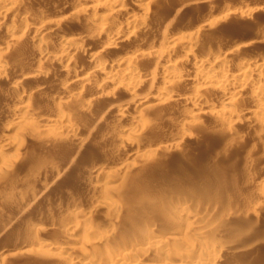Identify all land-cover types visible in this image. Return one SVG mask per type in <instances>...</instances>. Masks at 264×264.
Masks as SVG:
<instances>
[{"label":"rangeland","instance_id":"374dc122","mask_svg":"<svg viewBox=\"0 0 264 264\" xmlns=\"http://www.w3.org/2000/svg\"><path fill=\"white\" fill-rule=\"evenodd\" d=\"M85 1L88 2V0H84V2ZM75 2L76 0H22L21 2L19 0V3L27 8L24 7L22 10L21 8L23 7L19 4L20 12L22 14L20 12L13 14L15 17L12 14H9V16H7L8 19H4L0 25V43H4L3 39L6 33L5 30L12 25L11 22L13 19L17 20V14L20 15L21 18H24V13L28 16L31 13V15H36L44 11L46 14L52 16L51 19L55 16L56 20H61L60 28H58L61 35L63 34V36L65 35L66 37H73L84 33L83 35L89 39V41L88 39L86 40L83 47V49L85 48L84 53L86 56H84V53L72 54V56H74L72 58L74 62L72 61L70 73H77L79 68L81 69V67H85L86 64L88 66V63H86L88 61L84 59H87V56L90 53L100 51L101 48L98 47L102 44H100V40L97 38V40L95 38L94 40L93 34L88 30L90 23H93V25L95 23L98 24L101 22V19H93L84 14H81L82 17H80L79 13L78 16L75 15L76 13L71 14L65 12L66 10L70 12L69 9L72 8V5ZM92 2L96 5L98 4V2L96 3L94 0H91L90 4ZM137 2L138 0H126L122 8L125 11L127 10L126 12L139 13V15H142L143 13L140 12L141 10L139 11L136 7ZM94 3L92 5H95ZM63 8L66 9L64 10ZM101 8L99 9V13H103V15L109 14L108 11H104V7ZM149 10L150 12L148 11L145 17H147L148 33H152V35H159L158 37H161L163 31L170 26L172 28L175 27L177 31L185 30V32H196L197 44L195 46L196 48L193 50L198 58L199 56L205 57L207 54L213 56L217 53L216 51H220V49V53H223L224 50L222 49L226 50V48L228 49L230 46H242L241 49H238V53L235 55L236 60L233 59L234 62H237V59L242 61L247 60V58L253 59V57L254 59H259V57H261L260 59H262V57L264 58V0H151ZM223 10H227V14H225ZM22 11L25 12L23 13ZM148 13L150 14L148 15ZM68 14L71 15L69 16ZM11 18L12 20L9 21ZM17 18L19 20L20 17L17 16ZM195 29L197 31H195ZM56 33H58V31ZM56 33L50 31L49 36L47 34L49 41H56L58 38L60 39V35L58 36ZM131 39L128 40L129 42L120 45L118 49H109L106 51L107 55L105 54V56L109 58L108 60H112V65H114L115 62L119 63L123 59L131 58V52H134V50L136 51L143 46L141 44H145L142 42L139 44L140 40L137 37ZM239 41H241V43L243 41V44ZM29 43L30 42L27 40H22L20 43L12 45L9 49L10 52L7 53L9 55L7 56L6 54L5 56L7 57L1 56L0 58L2 60L1 62H6L8 67V71L6 72V75L3 76V79L0 77V134L2 133V136L0 135V145L4 143L1 142L3 141V129L10 125L9 123H12V120L20 118L19 113L15 112V109H17L21 105L20 103H23L24 100L27 101L28 97H30L29 107H31L30 110L33 112V116L28 117L30 123L33 125L37 123V125L39 124L43 126L45 125L46 119L56 117L59 115V112L64 111L63 113L69 116L72 124L75 125L77 132L75 135L69 134L68 136L70 137H68L67 133L65 132V134L63 130H60L59 132H49L45 135H40V133L39 135L38 133L34 134L31 130H26L27 132H19L17 129H12L9 132L13 137L20 133V136L18 135L19 138L16 137L18 139L23 136L22 138L25 142L24 146L26 147L25 153L29 158L23 156L26 159L23 158V165L14 166L11 169L10 175L4 178L6 181L3 179L5 182H0V194L2 193L0 195V264H70L67 259L60 262V260H64V255L60 256L61 258L58 256V260H56V256H53L54 259H52V255L50 256L45 253H31L29 255L19 253L20 251L17 250L18 247L20 248L21 246L19 243H22L21 241H23V243L26 242L25 239L28 238V235L35 232L29 223L31 222L32 224L34 221L38 223L40 222L41 229L42 231L45 229V232L39 231L41 236L39 234H37L39 236H35V234L32 236L33 238H48L47 241H51L50 243H53L52 245L57 244L56 241L58 242L57 245H64L66 243L65 245L67 246V244L70 243L69 245H72L76 250H79L82 247L85 248V250L87 249L91 256H96L99 253V249L92 243L93 237L89 235H87L89 237H85V234L82 231H77L71 235V241L67 239L70 241L69 242L66 238L61 239L59 234L62 235L61 232L63 231L61 230H64V224L69 223L66 218L65 209L67 206H73L72 204L76 202V199L78 204L81 205V209L84 207V209H82L83 212L90 214L92 217L95 216V219L92 217V219H90V222L91 220L94 222V226L90 223L91 226L95 228L99 227L98 229H100L102 227L104 228V224H110L107 218V220H104L105 218L103 216L105 211L101 212L99 208L95 209L93 206L95 203L94 201L102 196H108L102 189V185L107 178L106 175H101L97 180L95 177V174H97L96 166L99 162H103L104 160L107 163H111L112 168H110V170L114 173V176H120L119 178L121 179L118 178L120 183L121 181H125L121 185L119 181H117L115 184L119 185V189L116 187L115 191L110 193V198L115 202L117 201L120 204V207L123 208H121L122 212L125 210H136V212L140 214L137 219H141V216L148 215L149 210L152 209L151 201L154 202L158 197L171 198L177 193H184L192 199L195 208L197 207L196 209L200 212L199 214L203 217H207V219L212 222H209L210 225H216L218 223L217 227L221 225L220 228L216 227L219 229V232L216 229L215 233L217 232L218 234L214 233L213 235L217 241L220 240V242L222 241L225 243V246L227 245L220 253L221 255H219V264H264L263 133L261 134L259 132L260 134H257L256 131L258 129L255 126H252L248 121L244 120L236 125L234 133H228V131H224L225 129L221 124L218 125V120L215 117L211 118L212 115L209 114H204L205 116L202 115L193 126L190 125L189 127L183 128L177 124V122L182 119L181 117L183 115L187 116L185 113L187 110L185 109H188L189 111L190 107H187V102L178 100L169 102L166 105H159L162 109L157 105V107H153L155 106L153 105V108L147 110V119L144 121L145 123H143V131L137 136V139L134 141L135 143L133 142V147H135L133 150L136 152H139L141 148L151 147L155 148L157 153L144 163L139 159L125 160L126 156L131 154V151L133 153V150L130 147V149L127 147H124L123 149V145L116 140V136L114 135L118 134L121 126L124 127V125L126 126L129 124L136 125L137 122H139L132 114L134 109L131 110L132 113L123 112V115H120L119 110L117 111L118 107L120 109L118 103L127 100V95L125 96V94H123L126 92L124 91L125 89L120 87L116 88V91L109 87H105L106 89H104V87L100 89L97 85L98 82L94 84L92 83L93 85L88 84L80 87L81 89H77V91L81 92L83 98L78 99L75 102L74 99H72L73 102L72 100H68L65 102L68 103V105L66 104V106H62L63 110L61 109V111H59L61 107L58 106L57 101H55L56 103L53 101L56 100L57 97L60 98L64 95L62 94L63 90V92H66L63 88H68L70 75H66L64 72L60 71V66L58 67L56 64V66H52L53 64L51 62H48L47 65L46 62L45 67L48 66V68H44V71H47L45 72L46 74L41 78L39 77L33 82H30V84L29 82L26 83L22 92H19L21 90L11 86V84L14 85L13 77L17 75L15 73L33 70L34 60V69L36 68L38 57L33 53V44ZM149 43H146L147 46L145 47L144 45V47H149ZM244 44L245 46H243ZM95 48H98L99 50ZM21 49L22 51L27 49V51L22 52L20 51ZM109 52L110 54H108ZM179 53L180 52L177 54L179 55ZM180 55L183 56V53ZM180 55L178 56L179 58L181 57ZM221 56L223 55L221 54ZM179 58V61L181 59L183 60V57ZM151 61L152 60L146 58L142 60L139 59L135 63L139 62L140 65L136 64L138 66L137 68L139 71L142 70L143 72L146 71L145 68H152ZM186 61L187 60H183V67H181V69L195 70L193 67L194 64H190L193 62ZM233 61L231 62L232 64L229 65L232 68L235 66V63L233 66ZM50 63L52 64L51 66ZM118 63L114 66H118ZM147 63L149 64L147 65ZM194 70L182 71L192 73ZM97 79L98 77L96 78V81ZM10 80L13 81L11 84ZM150 85L151 84L147 85L146 83L141 86L138 97H136L137 100H135L136 104L138 101L140 102V100H143L141 99L142 94L146 95L154 90L155 86H151L153 89H150ZM189 85L192 86L193 84L183 82L182 85L180 84L178 87L182 97L190 91L191 87ZM15 89L18 90V92ZM111 89L114 91H111ZM99 90H101V93ZM147 91L148 93H146ZM213 91L214 92L206 91L204 92L205 94L203 93V96L209 103H218L221 98H218L220 96H216L217 92L215 93V90ZM111 95L113 96V99H110V97H112ZM20 96L22 100L19 98ZM52 97L54 98L53 100L51 99ZM247 99L249 98H243V101L240 99L241 101L239 100V102L241 104L238 105L241 107H247L252 104L250 99ZM15 105H17V108H15ZM120 110L122 112V109ZM44 117L45 121L43 123ZM37 120L41 123H38ZM58 136L61 138V141ZM163 146L166 148H163ZM125 148H127L128 152ZM29 151L36 153H32L31 155V152ZM33 155H36V158H34ZM37 156H39V158ZM30 157L33 158L31 159ZM37 158L40 159L39 162L41 161L42 166V169L39 167L40 171H42V174L39 172L40 175L38 173L36 175V173L28 170L27 163H29V160L34 161V159H36L35 162H37ZM46 163L49 164L47 165ZM127 163H131L128 168L125 165ZM55 172L60 174V179L53 182L51 181L52 173ZM118 172L121 174H118ZM115 173L117 175H115ZM250 177H252V179ZM43 182L45 186L47 185L46 187L43 185ZM91 182L93 184H91ZM89 183L92 186L89 185ZM45 188L50 190L49 197L47 195H39ZM24 190H26V192ZM103 194H105V196ZM32 196H35L34 199ZM29 197L32 198L29 200ZM21 198H25V200L28 199L32 204H26V202L23 203ZM70 198L75 200H72L71 202L69 201ZM36 199L38 201H36ZM20 202L21 204H19ZM29 205L32 207H29ZM163 211L164 210L159 209L157 211L158 213L155 212V214H158L155 215V220H161ZM12 216H14L15 219L17 218V221L14 219V222V217ZM65 221L67 222L65 223ZM106 221H108V223H105ZM213 221L217 223L214 224ZM122 223L125 225V221ZM108 225L105 227L108 228L110 226ZM30 229L33 231L30 232ZM19 235H26V237L24 236V240L18 242L17 237ZM77 236L80 237H78V239L73 238H77ZM83 236L86 238H84V241L83 238L82 240L80 239ZM32 237L29 236L27 241L33 239ZM72 239H74V241H72ZM75 240L77 241L75 242ZM83 242L86 247H83V244H81ZM16 243L19 244L18 247H16ZM6 250L11 251V253L13 252V255L10 259L2 261L1 254Z\"/></svg>","mask_w":264,"mask_h":264},{"label":"bare ground","instance_id":"6f19581e","mask_svg":"<svg viewBox=\"0 0 264 264\" xmlns=\"http://www.w3.org/2000/svg\"><path fill=\"white\" fill-rule=\"evenodd\" d=\"M21 1L22 0H20V2ZM94 1L96 3L98 2V4L96 5L94 2L90 4L91 0L90 1L88 0L89 4L87 1H85L87 2L85 3L84 0L83 1L76 0V2L72 5V8L69 9L70 12H68V10L65 11L66 13H71V14L76 13L75 15H78L79 13L80 17H82L81 14H84L93 19H99V20L101 19V22L98 24L95 23L96 20L94 22L95 23L94 25L93 23L92 24L90 23L89 29H88L89 32L93 34V39L97 38L98 40H100V44L102 45L99 46L98 48H101V49L98 52L90 53L87 56V59L86 58L84 59L88 61L86 62L88 63V66L86 64V66L84 65L85 67H81V69L79 68L77 73L74 70H72L75 72V74H72L73 73L72 71H71L72 73H70V69L72 68L71 66H72V61H73L72 58L74 57L72 56V54L74 53L75 55V53L76 54L84 53L85 48L83 49V47L85 45L86 40L88 39L85 35H83L84 33L82 35L80 34L75 35L73 37L72 36L66 37L65 35L63 36V34L61 35V33L58 30V28H60L61 20H58V19L56 20L55 16L53 17L54 20L51 19L52 16L49 14H46V12L44 11H43L44 13L40 12V14H36V15H31L32 14L31 13L32 11H31L30 12L31 14H29L30 16L29 15L27 16L24 13L25 11H22L24 13L23 15H25L24 18H21V16L18 14L16 15L17 20L13 19L12 21L13 23L11 22L12 25L7 30H5L6 38L4 37L3 39L4 43L3 42L0 43L2 44L0 45V58L1 56L3 57L8 52H10L9 49L12 45L16 43H20V41L22 40H25V41L27 40L28 42L33 44V48H32V50L34 51L33 53H35L38 58L36 61L35 69H34V66H35V62H34L35 60H34L33 70H30L28 72L23 71L22 73L20 72L15 73L17 75H15L16 77L15 76L13 77L14 82L10 80V84L12 82L14 84V85L11 84L12 87L14 86L18 90H21L19 92H22V90L24 89V85L26 83L29 82L30 84V82H33L37 78L39 77L41 78L42 76L46 74L45 72L47 71H44L45 70L44 68H48V66L45 67V63L47 62V65H48V62H51L53 65L50 63V66L51 65L54 66L56 64L58 67L60 66L59 67L60 71L64 72L66 75H70L69 80H68L69 84L67 82L69 86L67 89L66 87L63 88L65 89L66 92H63L64 91L63 90L62 94L64 95L61 94L64 97L61 96L60 98L57 97L56 99V97L53 94L54 98L56 99L53 102L57 101L58 106L61 107L59 111H61L62 106L64 105L66 106V104L68 105V103H65L68 100L74 99V102H75L76 100L83 98L81 92L77 91V89L85 85L92 84V83L94 84L98 82L97 85L100 89H102L103 87L104 89L109 87V88L115 89L116 91V88H119V87L122 89L124 88L125 89L124 91H126L127 93L125 92L123 94H125V96L127 95L130 99L126 96L127 100L119 102L118 104L120 105V109H122V112L118 107L119 105L117 106L118 107L117 111L119 110L120 115H121L123 112L130 113L131 110L134 109L132 111L133 113L132 112L131 113L137 118L139 122L136 121L137 122V124L135 122L136 125L129 124L126 126L124 125V127L121 126V129L119 130L118 134L114 135L116 136V140L120 144L123 145V149L124 147H127V148L130 147L132 150L133 148H135L133 147V144L135 143L134 141L137 139V136L143 131V125H144L143 123H145L144 121L147 119L146 118L147 117L146 114L148 113L147 110L153 107H157V106L160 107L159 105H166L169 102H174L178 100L187 102L189 106L186 103L185 104L187 105V107H190L189 111L188 109H185L187 110V112H185L187 116L183 115L184 117L182 116L181 117L182 119L180 118L181 120L177 122V124H179L183 128L189 127L190 125L193 126V124H196L195 122L198 121V119H200L202 115L205 116L204 114H207V115L209 114V115H212L211 118L215 117L218 120L217 122H219L218 125L221 124V126L225 129L224 131H228V133H234L236 125L240 121L244 120V121H248L249 123H251L252 126H255L258 130H260V131L258 130L256 131L257 134L263 133L262 135H264V58L263 57L262 59H260L261 57H259V59H254V57L253 59L247 58V60H242V61H239V59H237V62L239 61L237 63V62H234L233 59L236 60L235 55L238 53V49L239 48L241 49L242 46L241 47L230 46L232 48L230 47H228V49L226 48L227 51L225 49H222L224 50V52L222 51L223 53H220L221 49L220 51H216L218 53V54L215 53L217 54L216 56H214L215 54L213 53L214 54L213 56H210L207 54V56L205 55V57L199 56L198 58V56L194 53V50H193L194 48H196L195 46L197 44L196 43L197 36L195 35L196 32L195 33L190 32V31L185 32V30L177 31L175 27H173L175 28L173 29L170 26L169 28L167 27L163 31L161 37H158L159 35L156 36V35H152V33L151 34L148 33L147 17H145V15L148 11L150 12L149 5L151 4V0H138V2L136 3L137 9H139V11L141 10L140 12L143 13L142 15H139V13L137 14V13L126 12L127 10L125 11L122 8L126 0H94ZM93 3L95 5H92ZM19 4L21 5V3H19V0H0V25L4 21V19L5 20L8 19L7 16H9V14L13 15V14L20 12ZM21 7L23 6L21 5ZM24 7L21 9L23 10ZM101 7L102 8L104 7V11L105 10L108 11L109 14L103 15V13L102 14L99 13V9ZM224 13L227 14V10H225ZM149 14L150 13H148V15ZM17 16H19L21 19L19 18L18 20ZM10 20H12V18L9 19V21ZM50 31H54V33L58 31V33L56 34L58 36L60 35V39L58 38V40L56 41H53V40L49 41V39L47 38V34L49 36ZM195 31L197 30L195 29ZM134 37H137L140 40L139 41L137 39L140 42L139 44H141V42L145 43V44H141L143 46L139 45L143 49L140 47L139 48L140 50L138 49L136 51L134 50V52H131L132 53L131 58L123 59L119 63L117 62L119 64L118 66H114L117 64L116 62L114 63V65H112L113 64V63L111 64L112 60L111 61L108 60L109 58L105 56V54L107 53L106 51L109 49H114V50L118 49L120 45L126 42H129L128 40L131 38L133 39ZM239 42L241 43V41ZM146 43H149L148 45L149 47L147 48H145L147 46ZM241 44H243V41ZM243 46H245V44ZM98 48H95V49H98ZM20 51H22V49ZM24 51H27V49ZM110 52L108 54H110ZM178 52H180L179 55L183 53V56L180 55L181 57H183V60L193 62L190 64H194L193 67L195 68V70L194 69H190V70L181 69V67H183V64H182L183 60L182 59H181L182 61L178 60L179 58L178 57L179 55L177 54ZM221 54L223 56H221ZM8 55L9 54H7V56ZM84 56H86L85 53H84ZM146 58L152 60L151 61L152 68H149V69L145 68L146 71H143V72L142 70L139 71L137 68L138 66L136 64L138 65L140 64L139 62L137 63L135 62L139 59L142 60ZM1 61L2 60L0 59V77H2L3 79V76L6 75V72L8 71L7 70L8 67L6 65V62L4 63ZM232 61H233V66L235 63L234 68L229 66L230 64H232L231 63ZM180 63L182 64V66ZM148 64L149 63H147V65ZM141 68L144 69L143 67ZM182 70H186V71L194 70V72L187 73ZM97 77L98 79L96 81ZM183 82H186L187 84L189 83L193 84L192 86H190L191 84L189 85L191 89L188 93L185 94L184 97H182V94H180V91L178 90L179 89L178 87L180 86V84L182 85ZM146 83L147 85L151 84L150 87L155 86L156 89L154 88L155 91L149 90L151 91L149 93L147 91L146 93L148 94L146 95L142 94L141 96L143 98L141 97V99L143 100H140V102L138 101V103L136 104L135 100H137L136 97H138L139 90L141 86ZM113 89H111V91H114ZM150 89H153V88L151 87ZM18 90L16 91L18 92ZM210 90L212 92H214L213 90H215V93L217 92V94H219V95L216 94L217 97L220 96L218 98H221L220 101L218 100L219 101L218 103H209L206 100V98L203 96L204 92L206 91L211 92ZM99 92L101 93V90H99ZM246 96L250 99L252 104H250L247 107L239 106L238 104H241L239 100L240 99L242 100L243 98H247ZM25 97H26V94H25ZM19 98H21V96ZM29 98L30 97H28L27 101L24 100L23 103H20L21 105L18 108H17V105H15L16 106L15 108H17L15 109V112L19 113L20 118L12 120L13 122L9 123L10 125H8L7 127L5 128L2 127L4 129H3V141L1 142H4V143L0 145V182H2L5 177L10 175L11 169L14 166L23 165L24 163L23 160L25 159L23 156L25 157L27 156L25 153L26 147L24 146L25 142L23 141V138H22L23 136H21L20 139H18L20 136L19 135L20 133L18 134L19 136L18 135L17 136L14 135V137L11 136L9 132L12 129H17L19 132L31 130V132L33 131L34 134L38 133V135L39 133L40 135H45L46 133L54 132V131L59 132L60 130H63L64 133L66 132L67 136L69 134L75 135L77 132L75 125L72 124V121L70 120L69 116L63 113L64 111L59 112V115H57L56 117H52V118L50 117L46 119V121L44 117L43 123L45 121V125L43 126L39 124L37 125V123L35 125L30 123V120L28 119V117L30 116L32 117L33 112L30 110L31 107H29L30 106ZM54 98L52 97L51 99L53 100ZM110 99H113V96L110 97ZM242 105H245V104H242ZM70 111H71V108H70ZM38 123H41V122L38 121ZM59 140L61 141V138H59ZM165 146H163V148ZM127 148H125V150H127ZM156 151L157 150H155V148H151V147H144L143 149L141 148L139 152H136L133 150V153L131 151V154L127 155L125 160L139 159L140 161L144 163V162H147L149 159H151L157 153ZM32 153L33 152H31V155ZM29 156H30V153H29ZM37 157L39 158V156ZM27 158L29 157L27 156ZM34 158H36V155L34 156ZM38 158H37L38 160L37 162H35L36 159H34V161L29 160V163H27L28 168H29L28 170L30 172L36 173V175L37 173L39 175L40 173L42 174V171H40L39 169V167L42 169L41 161L39 162L40 159ZM46 164L48 165L49 163H46ZM130 164L127 163L125 165L128 168ZM111 166H112L111 163H107L105 162V160L103 162H99V164L96 166V171H97V174H95L96 180L99 179L101 175H106L107 177V178L105 177L106 180L102 185L103 186L102 189L104 193L108 196H105V194H103L105 197L103 196L100 198L98 197L99 199L94 201L95 203L93 205L95 209L99 208L101 212L105 211L106 215L104 214L103 217L105 218L104 220H107V219L109 220L110 224L108 223V221H106L105 223H108L110 226L107 224L109 227L106 228L107 225L104 224V228L102 227L103 229L102 228L98 229L99 227L98 228L93 227L94 222H92V220L90 222V219L94 218L95 216L92 217L90 214L83 212L82 209H84V207L81 209L80 207L81 205L78 204L77 199L75 200V199L70 198L69 201L72 202V200L73 201L75 200L76 201L75 203L77 204L73 203L72 204L73 206L71 207L67 206V208L65 209L66 212L65 211L64 212L66 213V218L68 219L67 221H69V223H66L67 221H65L66 224H64V228L62 227L64 230H61L63 232L60 231L62 235L59 234V236H61L60 237L61 239L66 238V240L69 239L70 241L72 238L71 235L73 233H76L77 231L78 232L82 231L85 234L84 235L85 237L87 235L93 237L92 243L99 249V253L96 256H91L89 252L87 251V249L85 250V248H82V247L81 249L76 250V248H74L72 245H69L70 243L67 244V246L65 245L66 243L64 245L63 244L57 245L58 242L56 241L57 244L52 245L53 243H50L51 241L49 240L47 241L48 238L47 239H44L43 237L33 238L32 236L35 234H36L35 236H39V235L41 236V234H39L40 233L39 231H42L40 222L38 223L36 221H34V223L32 224L31 222H29L30 226H32V229L35 232L37 231L36 233L35 232L33 233L32 232L33 230L30 229L31 230L30 232H32V234L30 235L28 233L29 234L28 238L29 236H31L33 239H29L27 241L28 238H26L25 239L26 242L23 243V241L21 240H24L23 237L24 236L26 237V235L20 236L21 235L20 233V235L17 237V241L22 242V243H19L21 245L20 248L18 247L19 244L16 243L17 245L16 247H18V249L17 248L16 249L20 251L19 253L28 254V255L31 253L32 254L33 253H37V254L45 253L50 256L52 255L51 256L52 259H54L53 256H56L57 257V258L55 257L56 260H58V256L59 258H61L60 256L64 255V258H63L64 260H60V262L65 261L67 259V261H69L70 264H219V260H220L219 255H221L220 253L227 246V245L225 246L224 242L222 241L220 242V240L217 241L215 237L213 236L215 233V230L221 227V225L217 227L219 223L216 225H213V224L210 225L209 222L211 221H209L207 217H203L201 214H199L200 212L196 209L197 207L195 208L192 202V199L184 193H179V194L177 193L171 198L158 197L154 202L151 201L152 209L149 210L148 215L141 216L142 217L141 219H137L138 215L140 214H138L136 210L126 211L124 209L125 211L122 212L121 211L122 207H120V204L117 201L116 203L110 198V193H113L116 187L117 188L119 187V185H116L115 183H117V181L121 179L119 178L120 176L119 177L114 176V173H112V171L110 170V168H112ZM119 173L120 172H118V174ZM52 174L53 175H52L51 181L55 182L60 179V174H58L57 172L52 173ZM115 175L117 174L115 173ZM250 178L252 179V177ZM123 182L125 181H121V183L119 181L120 185L123 184ZM91 184L93 183L91 182ZM91 184L89 183V185ZM43 185H44V182H43ZM24 191L26 192V190ZM49 191L50 190L48 188H45L43 191L40 192L39 195L40 196L47 195L49 197L50 195ZM31 198L29 197V200ZM29 200L28 199L25 200V198H23L21 201H23V203L26 202V204H32L29 202ZM36 201L38 200L36 199ZM19 204H21V202ZM29 207H32V206L29 205ZM159 209H162L164 211L162 213L161 220L158 219L159 220L158 221V220H155L156 218L155 215H158V214H155V212H157ZM14 219L15 217L13 218V221ZM123 221H125L124 223L125 225H123L122 223ZM90 223L93 226H91ZM215 223L217 222H214V224ZM218 230L219 229H217V231ZM43 231L45 232V229ZM42 234H45V233H42ZM215 234H218V233L216 232ZM84 236L80 238L81 240L83 238V241L85 238ZM78 237L80 236H77V238L75 237L73 238L78 239ZM74 239H72V241H74ZM76 241L77 240H75V242ZM81 244H83V247L85 246L84 242ZM12 253L11 251H7V250L4 251L1 254L2 261L10 259L13 255Z\"/></svg>","mask_w":264,"mask_h":264}]
</instances>
